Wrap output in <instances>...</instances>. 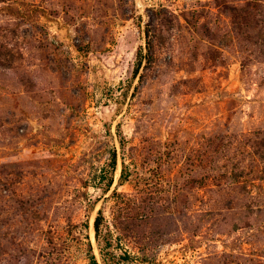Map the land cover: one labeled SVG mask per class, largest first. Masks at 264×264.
I'll return each instance as SVG.
<instances>
[{
	"label": "rangeland",
	"instance_id": "374dc122",
	"mask_svg": "<svg viewBox=\"0 0 264 264\" xmlns=\"http://www.w3.org/2000/svg\"><path fill=\"white\" fill-rule=\"evenodd\" d=\"M108 253L264 264V0H0V264Z\"/></svg>",
	"mask_w": 264,
	"mask_h": 264
},
{
	"label": "trees",
	"instance_id": "16d2710c",
	"mask_svg": "<svg viewBox=\"0 0 264 264\" xmlns=\"http://www.w3.org/2000/svg\"><path fill=\"white\" fill-rule=\"evenodd\" d=\"M139 65L140 64L137 63L136 69H138ZM113 161H115V156H113ZM121 177H122V173H121ZM123 178H125V176H123ZM101 221H102V214L99 211L93 222V231L95 238H98ZM89 258H90V264H98L93 254H91ZM131 259L132 257L126 254H123V256H116L113 253H108L107 255L103 254V264H128L129 261H131Z\"/></svg>",
	"mask_w": 264,
	"mask_h": 264
}]
</instances>
